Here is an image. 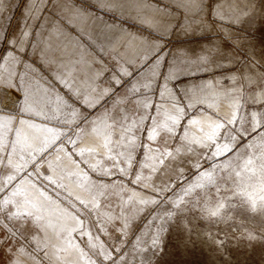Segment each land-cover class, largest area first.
Instances as JSON below:
<instances>
[{"label":"rangeland","instance_id":"374dc122","mask_svg":"<svg viewBox=\"0 0 264 264\" xmlns=\"http://www.w3.org/2000/svg\"><path fill=\"white\" fill-rule=\"evenodd\" d=\"M0 70V264H264V0H0Z\"/></svg>","mask_w":264,"mask_h":264},{"label":"snow or ice","instance_id":"6c2138e0","mask_svg":"<svg viewBox=\"0 0 264 264\" xmlns=\"http://www.w3.org/2000/svg\"><path fill=\"white\" fill-rule=\"evenodd\" d=\"M186 6H195L196 0H183ZM86 20V15L83 13L82 9L77 10L75 6H73V10L69 13L68 23L76 28L78 22H82ZM2 71V70H0Z\"/></svg>","mask_w":264,"mask_h":264}]
</instances>
